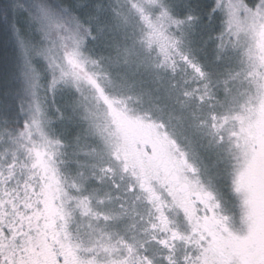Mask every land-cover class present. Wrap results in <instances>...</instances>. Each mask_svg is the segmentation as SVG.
Masks as SVG:
<instances>
[{
	"label": "snow or ice",
	"instance_id": "6c2138e0",
	"mask_svg": "<svg viewBox=\"0 0 264 264\" xmlns=\"http://www.w3.org/2000/svg\"><path fill=\"white\" fill-rule=\"evenodd\" d=\"M5 43L0 264H264V0H0Z\"/></svg>",
	"mask_w": 264,
	"mask_h": 264
},
{
	"label": "rangeland",
	"instance_id": "374dc122",
	"mask_svg": "<svg viewBox=\"0 0 264 264\" xmlns=\"http://www.w3.org/2000/svg\"><path fill=\"white\" fill-rule=\"evenodd\" d=\"M113 3H115V0H113ZM113 75L115 79L125 77L127 83L131 85L132 92L143 95L145 103H160L161 105L165 103L163 99L164 87L162 85L166 87V76L163 80L157 81L156 74L147 73L143 69L137 70L134 63L115 70ZM161 75L164 76V74Z\"/></svg>",
	"mask_w": 264,
	"mask_h": 264
},
{
	"label": "trees",
	"instance_id": "16d2710c",
	"mask_svg": "<svg viewBox=\"0 0 264 264\" xmlns=\"http://www.w3.org/2000/svg\"><path fill=\"white\" fill-rule=\"evenodd\" d=\"M12 55L13 53L7 43L0 46V64H2L5 68L6 77L8 76L7 69L10 66Z\"/></svg>",
	"mask_w": 264,
	"mask_h": 264
}]
</instances>
